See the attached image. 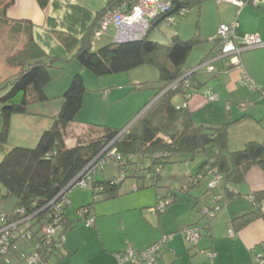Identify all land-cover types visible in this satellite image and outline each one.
<instances>
[{
  "label": "trees",
  "instance_id": "1",
  "mask_svg": "<svg viewBox=\"0 0 264 264\" xmlns=\"http://www.w3.org/2000/svg\"><path fill=\"white\" fill-rule=\"evenodd\" d=\"M36 1L43 10L50 2V0ZM135 1L108 0L82 38L63 31H55L54 34L68 52L75 50L72 59L69 60L53 58L46 54L33 37L34 24L31 21L11 20L7 17V11L15 0H8L3 4L0 10V21L2 24L10 25V38L14 41L21 40L22 44L7 56L5 62L16 71L3 80L0 75V116L2 118L0 150H3L7 143L12 116L28 114L32 105L50 101L47 87L54 80L53 71L65 69L64 64L71 60H76L82 69H87L97 78L129 72L142 66L155 67L159 70L160 85L153 87L156 91L155 99L147 103L127 126L115 128L104 123H85L82 129L85 134L76 139L74 146L68 147L67 138L74 135L71 127L84 106L87 91L84 75L81 72L73 74L69 87L62 95L60 112L54 118L53 125L42 132L37 146L35 148L14 147L4 154L0 162V190L4 191L2 200L11 197L15 200L12 212L3 213L0 227L4 223L24 218V215L25 217L34 216L30 221L31 229H35L36 225L52 222L54 218V215H51L52 207H46L106 149L107 152L102 155V158H106L108 153L115 151L116 158L111 161L118 166L119 175L102 180L94 177L91 188L93 201L80 206L79 209L86 208L94 211V205L97 203L95 197L100 194H106L108 198L118 197L119 188L129 180L127 178L135 181L136 190L158 188L162 180V171L176 162L177 155L185 154L193 158L204 155V162L195 176L191 177L185 193L191 194L192 187L203 178L208 177L212 180L214 177H219L227 186L225 192L229 199L246 197L254 199V202H250L252 206L249 211L229 221V228L231 227L236 233L252 221L264 218L260 206L264 201V190L250 195L233 190L234 187L246 181L247 175L254 167L264 172V139L263 141L251 140L240 150L229 152V126L238 121H228L216 127L208 124L197 125L194 113L188 106L177 107L172 100L177 93L185 94L186 89L182 86L176 90L169 87L189 71L186 70L185 63L192 50L203 41L199 34L195 33L189 39H182L177 35L168 45H163L149 39L151 32L161 26V22L157 20L153 23L154 27L150 34L141 41L123 43L113 41L94 48L93 35L102 16L123 5L131 8ZM178 1L190 12L196 6L199 13L201 5L207 0ZM186 16L179 17L176 23ZM214 48L215 46L213 50ZM213 52L203 61L213 57ZM193 77L192 75L187 85L188 89L195 87ZM142 86L143 83L136 84L131 91L141 90ZM138 159L143 162L147 160L149 163L140 168ZM129 168H131V175ZM120 173L124 174L123 178L120 177ZM99 186L101 190L97 191L96 187ZM73 188L74 186L70 189ZM70 191L67 193L68 197ZM210 192L211 196L215 195V190L208 187L206 195ZM159 199H165L166 203L160 209H156L158 213L167 211L171 205L182 202L178 193H169ZM220 202L221 200H218L215 206L210 207L212 213L220 212L216 211L217 206L222 211ZM67 208L68 206L61 214V230H58L57 236L49 240L47 244L45 243L47 238L40 234L43 226L38 231H33L42 245L40 250L43 258L48 262L60 249L59 244L64 245L66 239L61 240L62 236L65 235L67 238L68 232L73 227L66 215ZM21 210L24 211V215L20 214ZM22 227L24 225L20 226ZM204 227L211 229L209 224ZM21 241L18 232L14 231L10 237V254H13V251L20 246ZM49 249L52 252H49ZM31 252L30 250L29 253L25 251L22 253L25 257ZM22 261L24 259L19 264Z\"/></svg>",
  "mask_w": 264,
  "mask_h": 264
},
{
  "label": "rangeland",
  "instance_id": "2",
  "mask_svg": "<svg viewBox=\"0 0 264 264\" xmlns=\"http://www.w3.org/2000/svg\"><path fill=\"white\" fill-rule=\"evenodd\" d=\"M8 0H0V10L5 2ZM97 2V0H94ZM216 6V0H207L201 5V16L198 19V8L195 6L193 10L183 19L179 20L175 25L164 27L159 26L157 29L153 30L149 36L150 40L159 42L163 45H168L174 36H180L182 39H189L194 36V34L200 33L201 39L200 42L190 53L186 63L185 68L189 70L193 67H198L206 64L209 59L203 61V57L210 50V48L215 44V39L218 37V29H217V12L214 8ZM199 20V21H198ZM199 25V28H198ZM217 29V30H216ZM10 25L7 23H1L0 21V75L1 80L7 78L10 74H13L16 69H13L5 64L7 56L13 53L16 49L20 47L22 41H14L10 38L9 32ZM114 35V30H110L108 34L103 35L99 39H94L93 42L97 45H100L103 41H111V38ZM11 39V40H10ZM113 39V38H112ZM12 41V42H11ZM113 42V40L111 41ZM222 61H230V58H226ZM222 61L214 62L211 64V67L216 69V73L211 72L209 70L210 66H204L197 72V76L200 81L206 83L204 90L197 94L195 91H192L189 88L188 94L177 93L173 96L172 100L177 107L190 106V108H195L194 120L196 124H201L203 122H209L211 124H215L217 126L223 125L229 121L230 118H234L233 114L229 112V109L232 111L241 109L244 107L249 112L255 114L256 117H250L246 120H242L239 123L231 124L229 126V142H228V151L232 150H240V148L245 147L246 143L251 140L263 141L264 139V119L258 120L257 117L264 116V86H257V90H253L250 86H242L243 93H234L232 92L230 87L229 79H222V75L219 74L218 64ZM226 62V63H227ZM79 65L78 62H74ZM90 75V79L86 78L87 85V98H92L91 92L96 88V86L104 79L106 81L108 79H116L121 82L123 85L128 82L127 73L125 72L110 76H105L102 78H97L90 71L84 69ZM133 71H142L146 73L147 81L142 82L143 88L138 92H128L127 96L129 98L115 104L112 110H110V116L116 111L124 110L125 108H129L134 110V104L139 100L146 98L148 95L147 102L155 98L156 91L151 87H157L160 84L158 83L160 74L159 70L155 67L151 66H142L134 69ZM76 71H73L71 76L75 74ZM138 72V73H142ZM67 76L70 75L67 71ZM217 74V77H215ZM84 75V73H83ZM126 80V82H125ZM110 81V80H108ZM141 84V83H140ZM241 84V83H240ZM133 86V85H132ZM125 87V86H124ZM95 91V90H94ZM192 91V92H190ZM232 92V93H231ZM215 94L220 97V100H211L209 95ZM255 95V97H253ZM192 96V97H190ZM228 99H227V98ZM85 104V101H84ZM38 104L32 105L29 109L28 114H15L11 118L10 122V132L8 136L7 143L4 145L3 150H0V162L4 156V154L11 150L14 147H24V148H35L38 144V141L41 137L42 132L45 129H49L53 125V120L50 121L51 125H48V120H44L39 118L36 114ZM93 107V103H88L86 101V105L83 106L82 110L87 111ZM229 107V108H228ZM137 108V107H135ZM243 108V109H244ZM81 110V111H82ZM138 110V109H137ZM105 111H102L104 114ZM136 112V111H135ZM138 112V111H137ZM34 113V114H30ZM83 112L77 117L76 122L72 125L71 130L74 135L72 137L67 138V146L72 147L76 143V139L79 136H82L84 129V121H82L83 117L81 116ZM85 113V112H84ZM121 113V112H120ZM102 118V117H101ZM135 118V117H134ZM133 118V119H134ZM46 119V118H45ZM132 119V120H133ZM97 120V117H95ZM101 120V119H99ZM131 120V121H132ZM130 121V122H131ZM102 122V121H96ZM47 123V126L42 127ZM2 128V118L0 116V131ZM45 128V129H43ZM43 129V131H42ZM198 157H196L197 159ZM176 162L168 165L162 171V180L159 184V187H149L147 189H141L134 192L131 190L134 188L135 181H131L132 179L127 178L129 180L126 181L125 185L121 189L122 191L127 190L128 194L122 195L116 199L106 200L101 203H96L94 205V211L96 219H101L103 229L101 232L97 233L94 227L86 228L85 219H82L81 222L78 223V227L70 232L66 238L65 246L59 244V248L64 251L66 254L65 258H58L57 256H53L50 259V262L58 264H96V256H91L90 253H95L102 248L103 244L107 246V249L112 254L113 257L118 261L117 256L119 254L127 253L130 250H143L142 247L144 244L148 242L152 243L148 246L151 247L155 244H162L160 250V256L165 254V251L168 250V243L172 240L173 237L181 236L183 237L187 244H189L192 248H195L196 245L194 242L189 241L182 231L177 230V224L171 213L165 214L163 211L160 215L157 213L156 209H160L165 202L164 200H160L159 198L169 192V189L172 190L175 188H180L183 184L187 185L191 176H195L198 170V164H193L190 162L188 155H177L175 157ZM185 159L189 160L186 161ZM138 165L140 168H143L145 165H148V161L138 159ZM193 171L189 173L190 167H193ZM130 175L132 174L131 168H129ZM188 174V177H184V175ZM103 175L107 177H113L119 175L118 166L114 162H108L103 166V170H98L94 177L99 178L103 177ZM184 182V183H183ZM148 183V182H147ZM220 186L223 194V201L220 202L223 213H228L227 207L230 205V201L235 202V205L246 207L248 205V198H235L233 200L229 199V196L225 192V182L224 180H220ZM166 185V186H164ZM209 185L207 180H203L201 184L194 188L193 192L195 194L201 195ZM2 195H4L3 189L0 190V225L2 224V216L3 213L10 214L13 210L15 200L14 198H7L2 200ZM145 202L148 203V206H154L153 210L150 208L139 207L134 208V205L137 203V198L143 197ZM71 198L70 205L68 206V215L73 220H78V209L81 204H88L93 200L91 187L81 188L80 186H75L69 193ZM107 197L106 194L97 195L95 198L97 200L103 199ZM183 198L185 199V205L182 203L177 205V207H181L185 209L182 211L183 213V221L188 222L190 217H187V214H195L197 211L199 216H202V212L199 208L192 210L186 204L194 205L196 203L195 199H190L186 196V193L183 194ZM241 199V200H239ZM85 202V203H84ZM176 209V208H175ZM152 210V212H151ZM221 212V211H220ZM220 212L218 214H220ZM98 213H101L98 215ZM104 214V215H103ZM153 215V216H152ZM164 217L168 221V226L171 228L173 223L175 225V229L168 234L164 230V226L162 223L158 222V217ZM205 220V219H204ZM206 221V220H205ZM173 222V223H172ZM203 222V221H202ZM47 224L43 223L42 225H36L35 230H39L42 226H46ZM84 226V227H83ZM82 227V228H79ZM61 230V229H59ZM41 232V231H40ZM166 232V235L164 233ZM169 237L165 242L164 238ZM37 245V239H31L29 241H21L20 246L17 247L13 254H10L8 257L9 263L4 264H19V259H24V254L22 252L28 253L31 250V247H35ZM68 247H73L70 254L68 253ZM147 248V247H146ZM255 255L263 256L261 260L264 264V250L261 247H257L255 251ZM18 257V258H17ZM19 262V263H18ZM119 263V262H118ZM21 264H26L24 261ZM160 264H164V260L160 259Z\"/></svg>",
  "mask_w": 264,
  "mask_h": 264
},
{
  "label": "crops",
  "instance_id": "3",
  "mask_svg": "<svg viewBox=\"0 0 264 264\" xmlns=\"http://www.w3.org/2000/svg\"><path fill=\"white\" fill-rule=\"evenodd\" d=\"M107 1L108 0H97V2H95L94 0H50L47 8L43 10L39 7L36 0H15L14 4L7 11V17L11 20L31 21L34 24L33 37L35 41L46 52V54L53 58L69 60L72 59L75 50L73 52H68L64 48V46L60 43L54 32L63 31L77 38H82L88 31L97 13L102 8H104ZM214 8L217 12V29H219L220 25L222 24L229 25L236 22L238 25L236 34L239 38H242L245 35H257L264 40V0H259V2L256 5H247L243 8H238L228 3L216 2V6H214ZM200 16H201V8L198 13V19L200 18ZM198 34L201 36L200 33ZM112 38L111 41L112 40L114 41V39ZM111 41L109 42L103 41L100 45H97V43L95 44L93 42V45L94 48H99L101 46L111 43ZM214 46L215 44L205 54L203 59L213 51ZM238 58H239L238 65L231 64V58L229 62L222 61L226 58L215 61V62L222 61L220 64H218V68L220 71L219 74L222 75V79H229L230 81L229 89L234 93H243L242 87H240V85L242 86L243 84L242 73L244 71L247 73L251 81L254 82L255 84L256 89L253 90H257L256 85L263 87L264 86V47L244 50L239 55ZM75 61L76 60H71L67 64H64L66 68L63 70L56 69L53 71L54 80L47 87V93L51 98V100L48 101L47 103L38 104L36 106L37 107L36 115L41 119L48 120V123L54 120V118L60 112L62 106V95L70 85L71 74L73 73V71H76L75 73L77 72H81L82 74L84 73L85 83H86V78L87 79L91 78L89 73H87L84 69H82L79 63H78L79 65L74 63ZM231 65H233V67L230 68ZM193 68L189 69V71L192 70ZM67 71L68 73H70L69 76H67L66 74ZM138 72H142V71L132 70L126 72L127 73L126 78H128L127 79L128 82H126L125 80L126 82L125 85H123L121 82H119L116 79L113 80L108 79L110 81L108 80L103 81L104 79H101L102 81L96 86V88H94L95 91L94 90L90 91L92 98L88 99L87 93L85 94L84 105H86V101H87L88 103H93V107L91 109H88L87 111H83V110L81 111L83 112L81 115L83 117L82 121H84V123H104L115 128H124L125 126H127L134 117L139 115V113L142 111L143 107L147 103H150L152 100L155 99L154 98L150 100V102H147L148 97H150L148 95L146 98L142 99V101L138 100L136 102V105L134 104V110L133 108L132 109L125 108L124 110L122 109L120 111H116V113H113L111 117H108V115L110 116V110H112L115 104L123 102L124 100H127L129 98L127 94L129 91L132 92L131 89L134 87V85L147 81L148 78L146 76V73L145 72L138 73ZM214 73H216V69L214 70ZM215 75H216L215 77H217V74ZM193 76H194L193 85L195 87L192 86L191 90L199 94V92H202L204 90L206 83L199 80L197 73L194 74ZM197 86H200V88H196ZM133 92L136 93L138 91L135 90ZM253 97H255V95H253ZM187 106L195 115L196 111L193 110L195 108H190L188 104ZM243 108L244 107L234 111L229 109V112L232 113L234 116V118H230L229 121L230 122L238 121L236 123H239L242 120H246L250 117H256L255 114ZM102 111H105L104 114H102ZM95 117H97V120H95ZM257 118L258 120H261L264 119V116ZM96 121H102V122H96ZM202 124H208L209 126H213V127L217 126L209 122H203L199 125ZM45 125L47 126V123L41 126L45 127ZM48 125H51V123ZM196 157L198 158L196 159ZM196 157L193 158L189 156V160L190 162H193V164H198L199 165L198 169H199V167L204 162V155H199ZM185 160L189 161L187 159ZM195 167L196 165L190 167L189 173H191L193 171V168ZM187 175L188 174L184 175V177L185 178L188 177ZM113 177H107L103 175V177H99V178L95 177V179L102 180ZM203 180H207L208 183H210L211 181H213V178L212 180H210L208 177L203 178L201 181H199L197 185L192 187L191 194H187L186 192L187 197L196 200V203H194V205H190L189 203H187L186 205L190 207L192 210L199 208V210L202 212V216L196 214L199 213L198 211L195 214H187V217H190L188 222L183 221L184 219H183L182 211H184L185 209L181 207H177V205H180L182 203L185 205L186 203L185 199L183 198V194H185V190L188 184L187 185L183 184L180 188L177 187L173 190L169 187H166L169 189V192L165 195H168L169 193H178L182 198V202L171 205L169 209L166 212H164L165 214L167 213L172 214L177 224V230L181 231L195 224H199L202 230H201V238L195 248H192L189 244H187L186 240L183 237L176 236L173 237L172 240L168 243V250L165 251V254L160 256V259L164 260V264H256L255 256H254L256 253L255 252L256 248L260 246L261 249L264 250V218L254 220L248 225L239 229L236 232L235 237L232 239L228 234L229 221H231V219H233L234 217L249 211L252 205L250 202H248V205L246 207H243V205L237 206L235 205V202L230 201L229 203L230 205L227 207V210L229 211L228 213H223V211H221L220 214L214 215V213L211 212L210 207L215 206L218 200L223 201L221 186L219 184V187L214 189L215 195L213 196H211V192L210 194L206 195V191L208 190L209 185L207 186L203 194L201 195L195 194L193 192L194 188L199 186ZM125 183L126 181L122 184V186H120L119 188L120 195L118 197H121L122 195L129 193L127 192V190L125 191L121 190L125 185ZM226 188L227 186L225 185V189ZM181 189H183V191H181ZM233 190L245 195H250L253 194L254 192L264 190V172L261 169L254 167L247 175L246 181L242 185L234 187ZM134 191H137L136 183L134 185V188L131 190V192ZM118 197L108 198L107 196L104 197L103 199L97 200V203H101L106 200L116 199ZM81 205L84 206L83 204ZM219 205L221 206V204ZM260 206L264 213V201L261 202ZM139 207L141 208L148 207L152 210L154 208V206L151 205L148 206V203L145 202L144 195L143 197L139 196L137 198V203L134 205L135 209ZM67 212L68 209L66 211V215L68 217V220L73 225L71 230L68 232L69 234L78 227V223L81 222V219L79 218L78 220H73L69 217ZM100 214L101 213H98V215ZM158 214L160 215V213ZM158 222L162 223V225L164 226V230L168 234H171V232L175 229L174 223L172 222L173 225L170 228L168 226L167 219H165L164 217L159 216ZM102 224L103 223L101 219H96L95 225L92 227H94L96 229V232L99 233L101 232V229H103ZM208 224L211 227L210 230L204 227L205 225ZM86 228H91V227H86ZM21 229L23 230L24 227H22ZM166 232L164 233V235H166ZM151 243L152 241L148 242L147 244H144L142 246L144 247L143 250L147 249ZM72 249L75 248L68 247L69 254ZM137 251H142V250H137ZM110 253L111 252L108 251L107 246L103 244L102 248H99L97 252L90 254L91 256H96L97 258L96 264H119L116 258L113 257L112 254L110 255ZM210 254L214 255L212 259L209 256ZM55 256L62 259L66 257V254L64 253V251L59 249L58 251H56ZM261 257L263 259V256ZM18 259L20 262L21 261L20 258ZM53 264H58V262ZM121 264H132V263H121Z\"/></svg>",
  "mask_w": 264,
  "mask_h": 264
},
{
  "label": "built area",
  "instance_id": "4",
  "mask_svg": "<svg viewBox=\"0 0 264 264\" xmlns=\"http://www.w3.org/2000/svg\"><path fill=\"white\" fill-rule=\"evenodd\" d=\"M217 3H228L234 5L238 8H243L247 5H256L259 0H216ZM174 4L171 0H136L131 8L123 5L119 8L110 10L106 12L102 19L100 20L97 28L94 31L93 38L99 39L105 34H108L110 30H114L115 34L113 35L114 42H127V41H140L145 39L154 27L155 21H160L161 26L169 27L176 23L179 17H184L190 13L186 7H181L176 14H170L174 10ZM168 15V16H167ZM237 23L232 24H222L218 29V37L216 39V45L213 52V57L209 61L198 67L193 68L188 71L183 77L174 82L169 88L176 90L178 87H184L185 94L188 92V84L190 83V78L193 73H197L204 66H210L209 70L214 72V68L211 67V64L219 59H224L225 57L231 58V64H239V55L248 49L261 48L264 47V40L257 35H245L242 38H239L236 34ZM242 83L250 85L252 89L255 88L254 82L251 81L247 73L244 71L242 73ZM187 87V88H186ZM211 100H219V96L215 94L209 95ZM107 149L96 157L88 167L73 181V186H80L81 188L93 187V179L98 170H102L103 166L111 162L112 159H115V151L108 153L106 158H102ZM124 174L120 173V177L123 178ZM219 177H214L213 181L209 183V187L216 189L219 186ZM72 184V183H71ZM70 184V185H71ZM69 185V186H70ZM65 188L46 208H51L54 215L52 222H49L46 226L41 228L40 234L44 235L47 238V242L53 237L57 236V232L60 229V221L62 218V213L64 208L70 205V198L68 197V192L70 188ZM97 191L101 190V187H96ZM249 202H254L253 197L248 198ZM216 211H221L219 206L216 207ZM21 215H24V211H20ZM215 215V214H214ZM78 217L80 219H85V227H92L95 225L96 217L93 211L89 209H79ZM34 216H29L20 218L18 220L12 221L10 223H4L0 227V264L9 263L8 257L9 247H10V237L14 231L18 232L23 241H29L34 239L33 231L35 229L29 228L30 221ZM21 225H24V229L20 228ZM200 226H191L184 229L182 232L189 241L194 242L195 245L198 244L201 238ZM229 236L233 239L236 235L235 231L230 227L228 229ZM34 236V237H33ZM169 237L164 238V242ZM35 239H37L35 237ZM65 235L62 236L61 240H65ZM162 244H155L151 247H148L142 251L130 250L127 253L119 254L117 256L119 264L121 263H132V264H160V250ZM40 242L37 240V245L31 247V253L24 257V262L26 264H51L50 262L44 260L43 254L41 253ZM52 252L51 249L48 250ZM210 258H213V254L209 255ZM261 255L255 256L256 264L262 263Z\"/></svg>",
  "mask_w": 264,
  "mask_h": 264
},
{
  "label": "water",
  "instance_id": "5",
  "mask_svg": "<svg viewBox=\"0 0 264 264\" xmlns=\"http://www.w3.org/2000/svg\"><path fill=\"white\" fill-rule=\"evenodd\" d=\"M172 2H173V4H174V10L170 13V14H168V15H171V14H176L177 13V11L182 7V5H181V3L178 1V0H171ZM167 15V16H168ZM158 22H160V21H158ZM141 41V40H140ZM127 42H134V41H127ZM120 43H123V42H120ZM225 58H227V57H225ZM193 74H196V72L195 73H193ZM73 184L74 183H72L70 186H69V188L71 187V186H73Z\"/></svg>",
  "mask_w": 264,
  "mask_h": 264
}]
</instances>
